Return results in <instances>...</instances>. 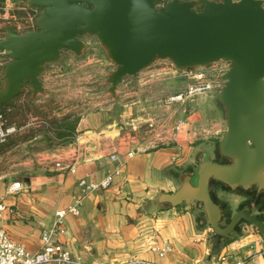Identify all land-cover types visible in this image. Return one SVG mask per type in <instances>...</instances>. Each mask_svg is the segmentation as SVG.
Wrapping results in <instances>:
<instances>
[{
	"label": "crops",
	"instance_id": "0c3cea01",
	"mask_svg": "<svg viewBox=\"0 0 264 264\" xmlns=\"http://www.w3.org/2000/svg\"><path fill=\"white\" fill-rule=\"evenodd\" d=\"M164 63L158 61L136 78L124 79L115 98L107 91L109 97L102 104L77 113L79 120L70 141L34 149L36 142H43L42 134H36L0 154V202L6 206L0 227L14 242L29 252L37 251L41 232L52 225L55 211L74 204L80 192L77 180L102 179L113 167L109 156L116 153L124 162L120 174L108 188L85 196L78 215L65 217V233L57 241L74 254L103 264H118L128 258L159 264H231L241 259L246 264H264V236L249 224L242 222L230 234L220 236L210 228L200 202L176 206L157 202L159 196L174 193L184 180L189 181L202 161L201 154L195 153L209 135L201 130L197 138L189 116L169 125L155 119L163 124L162 141L151 140L145 123L154 118L134 115L140 102L144 106L159 103L170 84L181 79L180 72ZM41 80L47 96L55 80L46 74ZM163 103L166 108L171 106L165 100ZM117 105L119 110H115ZM28 117L18 134L39 128L41 121ZM31 119H36L35 124ZM178 122H183L184 129L173 140L170 131ZM218 132L216 123L213 135ZM211 153L207 151L203 160L216 161ZM56 161L62 167H56ZM72 162L73 173L68 170ZM12 182H20V188L5 193ZM238 197L244 200L240 193L228 198L224 222L238 210L231 212ZM251 207L252 215L264 222V205L254 207L252 203ZM165 244L170 249L159 256L155 248Z\"/></svg>",
	"mask_w": 264,
	"mask_h": 264
},
{
	"label": "water",
	"instance_id": "95a60500",
	"mask_svg": "<svg viewBox=\"0 0 264 264\" xmlns=\"http://www.w3.org/2000/svg\"><path fill=\"white\" fill-rule=\"evenodd\" d=\"M36 9L35 28H0V106L12 105L25 88L45 92L42 76L58 63L62 49L80 57L84 37H94L114 70L105 83L112 98L125 78L158 61L182 73L220 61L228 68L216 95L224 110L225 131L217 150L227 163L202 160L162 205L201 203L210 228L230 234L239 221L264 236V222L247 208L221 226L222 209L210 194L211 181L230 190H264V0H16ZM190 181L192 183H190Z\"/></svg>",
	"mask_w": 264,
	"mask_h": 264
},
{
	"label": "rangeland",
	"instance_id": "374dc122",
	"mask_svg": "<svg viewBox=\"0 0 264 264\" xmlns=\"http://www.w3.org/2000/svg\"><path fill=\"white\" fill-rule=\"evenodd\" d=\"M10 1L12 4L16 2V0ZM37 14L38 12L36 15ZM1 23L2 20H0V24ZM83 40L86 42V47L80 57H76L72 52L64 49L62 58L58 63L47 65L48 67L43 75L53 76L55 82L47 96L44 95L45 93L36 96L38 100L35 104L50 101L51 107L53 108V110L50 111L54 112V114H60L65 110L82 113L99 106V104H102L108 99V86L105 80L107 75L114 70V65L108 60L94 37L86 36ZM88 61L90 62L88 63ZM164 62V66L171 68V70H175L170 62ZM222 68V64L218 62L215 65L211 64L205 67L191 69L190 72L187 73L182 72L181 79L174 80V83L172 82V84H170L169 92L167 91L161 96L162 98H160L159 103L156 102V104H147V106H144L143 103L140 102L134 115H139L145 119L149 117L159 119L167 125H169V123H175L182 117L186 118L191 116L193 119L190 126L193 132L198 133L202 130L203 135L209 134L206 136V139L202 141L195 154H201L200 157L203 160L205 159L206 152L210 151L215 157L217 140L220 137L219 132L225 131L224 110L216 100L217 92L223 85V81L219 78L223 73V71L220 70ZM201 81L210 82L212 84L211 88L206 91H196L192 93L189 97H186L182 103L174 101L170 103L171 106L169 108L163 106V101L167 97L179 92H184L188 85L194 86ZM115 108V110H119L118 105ZM42 111L46 110L43 108ZM30 121L35 124L34 122L36 119H31ZM216 123L218 124L219 132L215 137L213 135V129ZM198 134L195 135L197 138L201 135ZM206 157H209V155ZM237 193L239 194L236 190L231 191L230 189L224 191L221 189L214 190L215 198L224 205L229 204L228 198L236 196ZM237 200L238 201L233 204L231 212L236 211L237 208L246 202L244 200L241 201V197H238ZM253 213H256L255 209H253Z\"/></svg>",
	"mask_w": 264,
	"mask_h": 264
},
{
	"label": "built area",
	"instance_id": "2783aa9c",
	"mask_svg": "<svg viewBox=\"0 0 264 264\" xmlns=\"http://www.w3.org/2000/svg\"><path fill=\"white\" fill-rule=\"evenodd\" d=\"M16 5V6H13ZM16 12H23V17H18ZM36 9L30 8L23 2L11 3L10 0H0V28L5 25H13L19 32L28 29L35 28ZM4 60V61H3ZM6 61L5 58L0 57V66ZM218 63V62H217ZM217 63H214L217 64ZM223 68L221 71L225 72L228 68L226 62L220 61ZM226 68V69H225ZM190 72L186 71L183 73ZM201 76V75H200ZM210 82L201 81L197 85H188L184 92H179L175 95H171L165 99V103L169 104L174 101H184L186 97H189L196 91H206L211 88ZM147 130L150 133L151 140L162 141L163 124L155 119H150L146 123ZM184 129L183 122H178L171 129V135L173 140ZM20 131L19 127L15 125H5L2 114H0V143L7 140ZM132 153H129L131 155ZM113 162V167L107 172V174L98 181H90L85 178L77 180L79 187V194L74 200V204L67 208L58 209L54 213V220L50 227L44 229L40 236V246L37 251L29 252L21 244L14 242L9 235L0 227V264H103L101 262H87L82 256L74 254L65 245L57 241L58 236L65 233L64 220L68 214L78 215L79 207L85 196L97 191L108 188L113 182L114 178L121 172L123 161L120 160L116 153L109 156ZM56 167H62L60 161H56L54 164ZM70 172H75V162H72L68 166ZM21 186L20 182H12L5 188V193H12L18 190ZM6 210V206L0 202V218H2L3 212ZM170 247L165 244L162 248H155V251L159 256H163L168 252ZM118 264H159L154 261L128 258L126 261ZM231 264H246L245 260H237Z\"/></svg>",
	"mask_w": 264,
	"mask_h": 264
},
{
	"label": "trees",
	"instance_id": "16d2710c",
	"mask_svg": "<svg viewBox=\"0 0 264 264\" xmlns=\"http://www.w3.org/2000/svg\"><path fill=\"white\" fill-rule=\"evenodd\" d=\"M162 1L163 0H157L158 3ZM16 13L18 17L24 16L23 12ZM1 74L2 68L0 67V77ZM37 100V97H32L31 89L25 88L18 94L12 105L3 104L0 106V114L3 116L5 125H15L16 127L24 126L28 122V115L37 117V120L41 121L39 128L36 130L29 128L27 131L20 134L17 133L0 143V154L8 148L15 147L24 141L30 140L36 134H42L43 142L41 144L36 142L34 149L57 146L70 141L72 137H74L79 114L70 111L64 115L56 116L54 112L50 111L53 110L50 101L35 104ZM43 108L47 112L42 111Z\"/></svg>",
	"mask_w": 264,
	"mask_h": 264
},
{
	"label": "flooded vegetation",
	"instance_id": "af4514ba",
	"mask_svg": "<svg viewBox=\"0 0 264 264\" xmlns=\"http://www.w3.org/2000/svg\"><path fill=\"white\" fill-rule=\"evenodd\" d=\"M0 36H1V32H0ZM63 50L64 49H62V53H63ZM213 159L216 161L224 162V163L228 162V160L226 158L220 156L217 149H216V155ZM223 188L229 189V188L225 187L223 184L218 183L217 181H211V183H210V194H211L212 198L215 200V202L218 203L220 208L222 209V219L220 222L221 226H225L228 223V222H222L224 219H227V212L225 209L226 206L224 204H222V202H220V201L217 202L215 195H214V190L215 189L224 190ZM236 191L239 192L240 194H242L244 201H246L238 209L247 208V211L251 213L252 203L254 204V207H260V206L263 207V205H264V190H259L258 192H256V186H253V187H250L248 189L238 188V189H236ZM242 222H243V220L239 221V223L236 226H238Z\"/></svg>",
	"mask_w": 264,
	"mask_h": 264
}]
</instances>
